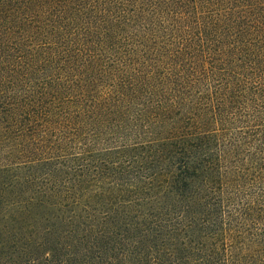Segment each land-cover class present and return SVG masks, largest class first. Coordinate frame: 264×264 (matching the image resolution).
Returning a JSON list of instances; mask_svg holds the SVG:
<instances>
[{"label": "trees", "instance_id": "1", "mask_svg": "<svg viewBox=\"0 0 264 264\" xmlns=\"http://www.w3.org/2000/svg\"><path fill=\"white\" fill-rule=\"evenodd\" d=\"M0 264H264V0H0Z\"/></svg>", "mask_w": 264, "mask_h": 264}]
</instances>
